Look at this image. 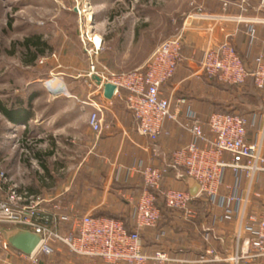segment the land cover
Wrapping results in <instances>:
<instances>
[{
	"label": "rangeland",
	"instance_id": "374dc122",
	"mask_svg": "<svg viewBox=\"0 0 264 264\" xmlns=\"http://www.w3.org/2000/svg\"><path fill=\"white\" fill-rule=\"evenodd\" d=\"M219 9L216 0H0V101L31 114L25 135L24 125L0 113V196L7 199L14 187L39 196L44 183L51 189L46 195L54 197L68 184L88 150L71 131L59 128H91L81 105L88 99L92 63L96 71L132 72L162 42L179 34L190 16L218 15ZM37 41L39 47L33 45ZM208 79L218 90L212 96L219 104L215 111L241 106L249 120V110L264 108L259 93L246 98L244 88ZM170 173L176 182L187 179L182 170ZM163 187L165 192L178 186L165 181ZM66 229L63 225L62 231ZM16 230L0 223V264L9 258L4 244ZM152 234L141 232L145 246ZM39 263L107 264L74 255L64 246L52 256H41Z\"/></svg>",
	"mask_w": 264,
	"mask_h": 264
},
{
	"label": "built area",
	"instance_id": "2783aa9c",
	"mask_svg": "<svg viewBox=\"0 0 264 264\" xmlns=\"http://www.w3.org/2000/svg\"><path fill=\"white\" fill-rule=\"evenodd\" d=\"M261 4L264 7V0ZM224 6L227 7V4ZM241 11L248 12L247 0H242ZM198 18L202 16H190L187 22ZM212 19L222 18L218 16ZM234 20L248 26L251 42L256 40V26L264 24V18L248 20L242 15ZM184 42V30H181L176 36L162 42L143 66L128 73H114L106 69L96 71L95 64H91L89 77L92 82L102 90L104 84L116 87L114 97L125 100L137 122L140 136L157 142L166 120L177 122L192 135L188 145L171 154L168 165H149L135 170L142 176L144 188L134 210L133 231L129 232L121 220L114 218L89 214L70 216L62 212L59 205L48 210L41 196L14 187L10 189L7 199L0 196V223L38 234L41 242L31 255L16 251L8 243L4 244L9 258L3 264H15L14 260H19L18 264H40L39 258L52 256L58 246L66 247L74 255L102 260L107 264H212L222 261L264 264V208L260 218L252 220L257 223L252 236L243 238L240 229L234 252L228 259L219 258L213 249L207 250L196 260L175 259L164 251L152 254L144 251L141 232L156 228L160 222L161 211L157 206L156 191L172 169H184L200 188L196 197L180 189L163 192L166 206L186 222L198 218L193 203L203 198L215 207L223 208L225 219H231L234 206L240 204L246 207L257 178L264 176V131L260 142L251 143L248 140L250 122L246 117L216 112L208 120L209 132L206 133L203 123L195 115H190L188 122H180L178 115L172 111L171 100L163 96V85L175 75L183 59ZM86 52L92 55V51ZM201 69L208 77L231 85H243L252 77L256 87L264 90V54L258 56L251 70L229 42L209 46L203 54ZM96 77L101 79L100 85L94 79ZM123 91L127 92L126 96L122 95ZM92 106L94 111L89 117V125L94 132L101 133L109 128L103 119L105 107L95 103ZM227 172L245 176L248 186L244 195L239 193V178L233 186L225 185ZM223 188L228 191L225 196H221ZM63 225L66 231H62Z\"/></svg>",
	"mask_w": 264,
	"mask_h": 264
},
{
	"label": "crops",
	"instance_id": "0c3cea01",
	"mask_svg": "<svg viewBox=\"0 0 264 264\" xmlns=\"http://www.w3.org/2000/svg\"><path fill=\"white\" fill-rule=\"evenodd\" d=\"M216 1L220 7L218 15L203 14L202 18L185 23L181 29L185 35L183 59L175 75L161 89L163 96L171 100L172 111L178 115L180 122H188L189 116L195 115L203 123L206 133L209 132L208 120L217 112L215 108L219 104L212 97L217 95L218 90L201 69L204 52L211 45L229 42L251 70L254 69L258 56L264 54V24L256 26V40L251 42L248 26L234 20L240 15L248 20L264 18L262 0H247V13L241 11L242 0ZM225 3L227 7L224 6ZM218 16L222 19H212ZM88 83L90 91L88 99L81 105V112L89 123V117L94 111L92 105L102 104L105 107L103 119L109 128L101 133L94 132L91 128H59L61 131H71L73 138L87 148L88 155L81 159L78 169L70 175L68 184L62 189L58 188L54 197L46 195L51 189L44 183L41 191L45 193L40 192L39 196L46 198L44 207L48 210L59 205L62 212L77 213L80 216L89 214L111 218L129 214L134 227V210L144 188L142 176L135 170L149 165H168L171 154L188 145L192 141V135L177 122L166 120L159 140L151 142L137 132V122L124 99L114 97L107 100L104 90L91 79ZM122 95L126 96L127 92L123 91ZM248 115V140L251 143L260 142L264 131V109ZM251 128L257 130L254 132ZM181 170L185 172L187 179L176 182L170 171L165 181L177 184L178 187L173 189L189 191L194 180L188 177L184 169ZM238 178L239 193L244 195L248 186L244 175L235 176L227 172L225 185L233 186ZM227 194L228 191L223 188L221 196ZM208 203V215L203 214L205 205L196 206L198 218L193 223L184 221L176 213L169 217L166 225L160 223L156 228L143 230L153 233L150 239H145V253L164 251L175 259L196 260L207 250L213 249L219 258H230L240 229L243 238L252 236L257 229V223L252 220L259 219L264 208V176L257 178L249 204L246 207L240 204L234 206L231 219H225L223 208ZM212 264L231 263L222 261Z\"/></svg>",
	"mask_w": 264,
	"mask_h": 264
},
{
	"label": "trees",
	"instance_id": "16d2710c",
	"mask_svg": "<svg viewBox=\"0 0 264 264\" xmlns=\"http://www.w3.org/2000/svg\"><path fill=\"white\" fill-rule=\"evenodd\" d=\"M135 35L136 37L139 36V29H137L135 31ZM30 40H27L26 42V48L31 50V44H30ZM34 46L36 47H39L40 44H39V41L33 43ZM41 53L43 54L44 52L41 51ZM212 79H215V78H212ZM235 87H242L244 88V92H243V96L246 97V98H254L256 97V95H260V99L261 102L264 103V90H260L256 87L255 83H254V79L251 77L249 78L245 84L243 85H233ZM252 91H251V90ZM257 94H256V93ZM259 97V96H258ZM264 106V104H263ZM264 109V108H263ZM263 109H259V110H255V109H251L248 111V114H252L254 115L255 113L257 112H262ZM245 109H243L241 106H238V107H232L231 104H229L228 106H226V109L224 110H220V111H217V113H226V114H236V115H240L242 117H246L245 116ZM0 113L3 114V116L9 120L10 122H13L15 124H22L24 125L26 128H25V135L29 134V131H28V121L30 120V117H31V114L30 112H28L27 110H12V109H9L3 102L0 101ZM43 168L46 170V172L48 174H50V171L49 169L46 167V166H43ZM165 181V178L163 180L162 183H164ZM163 184L161 185V188L156 191V195H157V206L159 207L160 211H161V219H160V223H162L163 225H166L169 219L170 216H173V214H176V212L170 208H168L164 202V199H163ZM209 204L208 201H206L204 198L203 199H199V200H196L193 205L196 207L200 206V205H205L203 206V214H206L208 215V212H207V208H206V205ZM196 207V208H197ZM199 210V209H198ZM110 218V217H109ZM111 218H114V219H117V220H121L126 228L128 229L129 232L133 231V227H132V218H131V215L129 214H126L125 216H119V217H111ZM50 220V218H49ZM194 221H192L191 223H193ZM144 245V244H143Z\"/></svg>",
	"mask_w": 264,
	"mask_h": 264
},
{
	"label": "water",
	"instance_id": "95a60500",
	"mask_svg": "<svg viewBox=\"0 0 264 264\" xmlns=\"http://www.w3.org/2000/svg\"><path fill=\"white\" fill-rule=\"evenodd\" d=\"M78 12V9L75 10ZM97 83L101 84L100 78H94ZM104 90V97L107 100H112L114 98V93L116 91V87L112 84H104L103 85ZM200 188L199 185L192 181L190 185L189 192L192 196L196 197L199 194ZM41 242V236L35 233H32L30 231L26 230H16L12 232L8 237V243L12 248H14L16 251L21 252L25 255H31L38 245Z\"/></svg>",
	"mask_w": 264,
	"mask_h": 264
},
{
	"label": "bare ground",
	"instance_id": "6f19581e",
	"mask_svg": "<svg viewBox=\"0 0 264 264\" xmlns=\"http://www.w3.org/2000/svg\"><path fill=\"white\" fill-rule=\"evenodd\" d=\"M49 87H51V86H49Z\"/></svg>",
	"mask_w": 264,
	"mask_h": 264
}]
</instances>
